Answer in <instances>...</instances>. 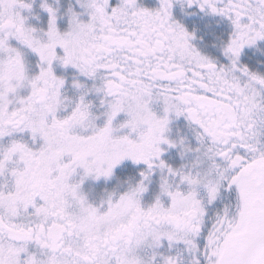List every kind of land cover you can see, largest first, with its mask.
Masks as SVG:
<instances>
[{
	"label": "snow or ice",
	"instance_id": "obj_1",
	"mask_svg": "<svg viewBox=\"0 0 264 264\" xmlns=\"http://www.w3.org/2000/svg\"><path fill=\"white\" fill-rule=\"evenodd\" d=\"M262 57L264 0H0V264H264Z\"/></svg>",
	"mask_w": 264,
	"mask_h": 264
},
{
	"label": "flooded vegetation",
	"instance_id": "obj_2",
	"mask_svg": "<svg viewBox=\"0 0 264 264\" xmlns=\"http://www.w3.org/2000/svg\"><path fill=\"white\" fill-rule=\"evenodd\" d=\"M256 55H259V53H257ZM262 58H264V57H262Z\"/></svg>",
	"mask_w": 264,
	"mask_h": 264
}]
</instances>
